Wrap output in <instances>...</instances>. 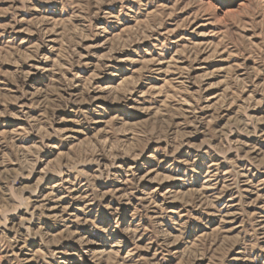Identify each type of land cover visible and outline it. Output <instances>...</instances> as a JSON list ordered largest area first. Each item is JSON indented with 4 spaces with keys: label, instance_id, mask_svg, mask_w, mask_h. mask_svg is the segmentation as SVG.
Returning <instances> with one entry per match:
<instances>
[{
    "label": "rangeland",
    "instance_id": "374dc122",
    "mask_svg": "<svg viewBox=\"0 0 264 264\" xmlns=\"http://www.w3.org/2000/svg\"><path fill=\"white\" fill-rule=\"evenodd\" d=\"M0 264H264V0H0Z\"/></svg>",
    "mask_w": 264,
    "mask_h": 264
}]
</instances>
